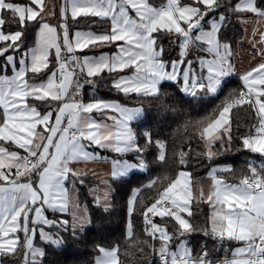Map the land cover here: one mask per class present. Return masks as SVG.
Masks as SVG:
<instances>
[{
  "label": "snow or ice",
  "instance_id": "snow-or-ice-1",
  "mask_svg": "<svg viewBox=\"0 0 264 264\" xmlns=\"http://www.w3.org/2000/svg\"><path fill=\"white\" fill-rule=\"evenodd\" d=\"M233 21L245 33L239 41L226 32ZM80 23L87 27H71ZM238 42L257 63L241 76L239 90L186 121L184 130L191 129L209 163L234 139L259 162L246 161L234 180L224 175L237 176L232 165L210 167L206 190L181 150L174 154L179 170L133 191L129 216L140 208L144 238L123 255L150 254L161 264H264V0H62L58 9L51 0H0V264H45L46 246L59 249L62 233L75 239L84 232L90 217L78 186L96 173L77 165L110 164L91 189L107 210L113 184L133 170L147 171L150 146L167 163L166 141L145 131L139 142L133 122L142 107L96 97L85 102V86L95 91L111 78L110 88L125 97L163 101V84L175 82L192 98L215 96L236 72ZM241 110L251 116L242 132L235 119ZM144 189L149 203L138 200ZM200 204L209 207L203 226L194 223L193 206ZM196 234L215 241L224 257L206 243L194 247ZM126 236L134 240L131 220ZM96 248L95 264H122L119 245Z\"/></svg>",
  "mask_w": 264,
  "mask_h": 264
},
{
  "label": "trees",
  "instance_id": "trees-1",
  "mask_svg": "<svg viewBox=\"0 0 264 264\" xmlns=\"http://www.w3.org/2000/svg\"><path fill=\"white\" fill-rule=\"evenodd\" d=\"M4 27L6 30H12L7 24ZM71 27L73 29L86 28L87 24H73ZM226 32L230 38L237 41L244 35L242 26L235 21L229 25ZM28 44H32L31 33L29 34ZM239 44V42L236 44L235 52ZM165 46L167 47L166 43ZM168 53L172 58H175L178 50L175 47L168 48ZM110 79L99 81L95 91H93L91 86H85L83 90L84 100L89 101L93 97H96L101 99H117L131 105H141L144 109V115L134 123L139 142L141 145L144 144L143 133L145 131L152 134L153 140L161 139L166 141L167 163L157 161L158 149L155 145L150 146L144 153V158L148 162L147 171H134L127 178H123V182L113 184L110 207L107 210L98 206L91 194V189L103 177L93 176L92 174L85 177V184L78 186L79 199L88 209L90 223L86 226L84 232L75 239L69 233H62L65 238V244L59 249L53 246H46L47 256L44 258L45 264H95V258L98 255L97 245L104 246L105 248L119 245L122 264H159L157 259H151L152 255L150 254L140 255L137 253L135 257L123 255L125 248L131 247L135 242V238H144V225L140 216V208L138 207L129 216V201L133 195V191L136 188H143L144 185L156 177L163 176L166 173L174 174L179 170L182 166L176 163V156L174 154L181 150L188 153L186 157L188 160L187 170L195 177L205 176L212 166L232 165L237 172V176L224 175L226 178L234 180L237 179L239 170L246 161L256 160L259 162L260 158L257 154L239 150L240 144L237 139H234L230 151L209 163L201 155L203 152L202 145L195 138L189 136L191 129L188 132L184 130L186 121L204 117L221 103L229 90H239L242 87V82L238 76L232 75L228 77L226 86L217 95H205L200 98H192L182 93L179 90L180 85L175 82H165L162 88V91L166 93L163 101L150 97L141 98L135 95L125 97L110 88ZM163 105H167V110H165ZM235 119L240 124V131L242 132L244 126L251 120V116L247 111L241 110L235 113ZM239 134V132L235 131L234 126V135L238 137ZM149 193L150 190L144 189L138 200L143 198L144 203H149L150 201L147 199ZM193 211L196 214L194 223L203 226L209 213L208 205L200 204L198 207L194 205ZM129 220H131L134 227L133 241H129L126 236ZM203 243L208 245V248L215 257H224L225 252L223 248L212 239L204 237L202 234H196L192 237V245L194 247L198 248ZM224 247H231V245L226 244Z\"/></svg>",
  "mask_w": 264,
  "mask_h": 264
},
{
  "label": "crops",
  "instance_id": "crops-1",
  "mask_svg": "<svg viewBox=\"0 0 264 264\" xmlns=\"http://www.w3.org/2000/svg\"><path fill=\"white\" fill-rule=\"evenodd\" d=\"M62 2V0H51V3H54L57 5V9L60 5V3ZM157 2H159V0H157ZM76 29V28H75ZM79 29H85V28H79ZM245 35V33H244ZM104 51H110V49H104ZM252 53V50L250 47H247L243 44H239L238 45V49L236 50L235 52V56L237 58V56H242L243 58H248L250 56V54ZM89 54H92V53H89ZM242 59V58H240ZM235 62V61H234ZM255 63H257V60H254L253 62H250L247 66H243V61H239L238 63L235 62V66H236V72L233 74V75H236L238 76L239 78H241V76L247 71L249 70ZM241 80V79H240ZM242 82V81H241ZM105 100H109V101H112V100H117V99H105ZM119 102H121L122 104H126V103H123L122 101L118 100ZM85 102H88V101H85ZM130 107L132 106H139V107H142L141 105H137V104H126ZM143 108V107H142ZM144 110V109H143ZM95 115V114H94ZM144 115V111H143V114L141 117H143ZM141 117H139L138 119H140ZM137 119V120H138ZM136 120V121H137ZM134 121L133 124L136 122ZM102 155H105V156H109V157H112L113 154L112 153H108V152H103ZM77 167H79L80 169L84 170V171H89V169H91L92 172H95L97 176L99 177H106L107 174L109 173V168H110V164L109 163H101V164H92V163H89L88 165H84V164H79L77 165ZM134 171H140V170H133ZM142 171V170H141ZM189 171V170H188ZM89 174H91V172H89ZM131 174V173H130ZM193 180L194 181H199L200 183H202L205 187V189L207 190V187H208V180L206 178V175L205 176H200V177H195L193 176ZM223 258V257H222Z\"/></svg>",
  "mask_w": 264,
  "mask_h": 264
},
{
  "label": "rangeland",
  "instance_id": "rangeland-1",
  "mask_svg": "<svg viewBox=\"0 0 264 264\" xmlns=\"http://www.w3.org/2000/svg\"><path fill=\"white\" fill-rule=\"evenodd\" d=\"M250 32H251V28L249 27V29H248V33L247 34H249L250 35ZM240 58H242V59H240ZM240 58H239V56H237V58H235V62H239V61H243V66H247L250 62H253L254 60H256V59H253V57H252V53L250 54V56L248 57V58H243L242 56H240ZM137 170H139V169H137ZM141 171V170H140ZM143 171V170H142ZM104 178V177H103Z\"/></svg>",
  "mask_w": 264,
  "mask_h": 264
},
{
  "label": "built area",
  "instance_id": "built-area-1",
  "mask_svg": "<svg viewBox=\"0 0 264 264\" xmlns=\"http://www.w3.org/2000/svg\"><path fill=\"white\" fill-rule=\"evenodd\" d=\"M151 259H157L158 260V262H159V264H161V261L159 260V258L158 257H154L153 255L151 256Z\"/></svg>",
  "mask_w": 264,
  "mask_h": 264
}]
</instances>
